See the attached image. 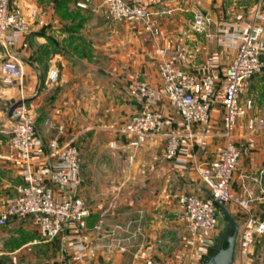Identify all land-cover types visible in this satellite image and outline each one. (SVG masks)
Segmentation results:
<instances>
[{
  "label": "crops",
  "instance_id": "0c3cea01",
  "mask_svg": "<svg viewBox=\"0 0 264 264\" xmlns=\"http://www.w3.org/2000/svg\"><path fill=\"white\" fill-rule=\"evenodd\" d=\"M103 1L11 0L12 9L29 21L31 33L18 38L15 59L0 48V213L18 196L28 172L48 165L47 143L63 128L62 141H74L81 150L77 194L90 216L85 230L71 224L51 242L41 239L31 220H12L0 228V264H144L146 259L203 264L208 246L214 245L216 237H207L187 246L178 213L181 196L208 198L197 168L213 162L224 146L220 102L210 125L195 130V148L185 140L172 161L164 158V135L125 152L117 131L139 111L137 85L162 88L158 68L164 57L185 72L210 69L222 81L237 53L233 40L248 30L257 9L264 19V0H144L156 36L140 24L110 22ZM198 14L211 20L212 40L193 33ZM10 58L23 72L17 88L5 84L1 74ZM53 72L58 74L55 83L50 81ZM247 97L254 110L235 131L243 155L232 193L248 196L264 220V78L251 81ZM19 102H26L40 130L29 165L9 155L2 134L12 123L10 109ZM156 109L167 122L165 133L182 128L165 99ZM251 118L263 121L253 132L248 130ZM56 192L58 199L64 197ZM101 219L103 229L97 232Z\"/></svg>",
  "mask_w": 264,
  "mask_h": 264
},
{
  "label": "built area",
  "instance_id": "2783aa9c",
  "mask_svg": "<svg viewBox=\"0 0 264 264\" xmlns=\"http://www.w3.org/2000/svg\"><path fill=\"white\" fill-rule=\"evenodd\" d=\"M143 1L104 0L103 5L111 22L141 24L147 33L156 36L158 31L152 30L151 26L153 14ZM80 7L85 8L83 5ZM211 27V20L201 14L196 15L191 24L194 34L205 36L208 40H212ZM30 33L31 26L23 13L12 9L11 0H0V48L15 59L13 51L18 38ZM233 41L237 44V53L225 70L222 81L211 73L201 76L186 73L164 57L159 65L162 88L157 90L146 84L137 86L139 111L118 129L117 134L125 143V152L140 148L150 137L164 135V158L172 161L181 152L185 140L190 142L192 149L195 148L198 136L195 130L210 125L212 111L220 102L224 146L213 162L201 164L197 168L202 187L210 198L181 196L178 218L185 224L186 245L195 247L198 240L211 239L218 231L221 217L218 203L243 210L246 221L240 228L235 264H247L256 240L264 236V221L251 211L250 200H240L232 193V184L243 155V150L236 142L235 131L239 122L248 118L254 110L253 101L247 97L251 81L256 77L264 78V19L258 9L248 30ZM11 58L1 67L3 82L7 85L23 78L17 60ZM57 79L58 74L53 72L50 81L55 83ZM161 99H165L174 110L181 121V129L165 133L167 122L156 109ZM11 120L12 125L2 133L7 137L9 155L29 165L39 145L40 130L35 117L28 105L22 104L14 111ZM262 124L263 121L251 118L248 120V130L256 131ZM63 134L64 129L60 128L58 136L47 143L48 165L36 172H28L27 182L19 189L18 196L6 204L5 210L0 213V228L9 227L12 220H31L45 242L61 237L71 224L86 229L90 212L86 202L77 194L81 150L74 141L64 143L61 139ZM200 137L206 138V135ZM199 151L205 152V146H201ZM133 160V155H130L129 162ZM57 189L63 193L62 199L57 198ZM103 223V219L99 220L94 230L102 231ZM144 264L166 263L146 259Z\"/></svg>",
  "mask_w": 264,
  "mask_h": 264
},
{
  "label": "water",
  "instance_id": "95a60500",
  "mask_svg": "<svg viewBox=\"0 0 264 264\" xmlns=\"http://www.w3.org/2000/svg\"><path fill=\"white\" fill-rule=\"evenodd\" d=\"M25 103L26 102H19L14 104L10 109L9 117L12 118L14 111ZM218 207L228 225L225 231L219 236V240L222 243L221 246L215 249L214 255L209 256L203 264H235L240 228L224 205L218 203Z\"/></svg>",
  "mask_w": 264,
  "mask_h": 264
},
{
  "label": "rangeland",
  "instance_id": "374dc122",
  "mask_svg": "<svg viewBox=\"0 0 264 264\" xmlns=\"http://www.w3.org/2000/svg\"><path fill=\"white\" fill-rule=\"evenodd\" d=\"M86 6H88L86 4ZM194 20V19H193ZM111 22V21H110ZM114 23V22H112ZM122 24V23H121ZM141 25V24H140ZM31 26V25H30ZM144 27V26H143ZM146 30V28H145ZM6 52V51H5ZM7 54V53H6ZM159 69V68H158ZM185 72V71H184ZM197 72V71H196ZM199 73H195L193 72V74H197L199 76L201 75H204V74H213V72H211L210 69H207V68H203L201 70L198 71ZM186 73H190L192 74L191 72H186ZM19 80H16V81H13L12 83L9 84L10 87H18L19 85ZM144 84V83H143ZM141 85V84H140ZM147 85V84H146ZM19 86H22L21 84ZM138 86V85H137ZM137 89V88H136ZM127 123V122H126ZM12 125V123H11ZM119 136V135H118ZM9 153V152H8ZM238 197V196H237ZM240 200H243V201H251V199L247 196V197H238ZM229 209V212L234 216V217H237L240 221V225H241V228L243 226V224L245 223L246 221V214L244 213L243 210H237V209H232L231 207L227 206ZM252 209V207H251ZM253 212V214L256 216V214L254 213L253 209L251 210ZM257 217V216H256ZM242 219H244V222L243 224L241 223L242 222ZM260 219V218H259ZM264 221V220H263ZM220 224H219V229L218 231L214 234V237L216 236L217 237V234L220 233V235L224 232L225 228L227 227V221L225 220V218L221 215V219L219 220ZM240 225H239V228H240ZM213 237V239H214ZM219 239H215L214 241V244L215 242L216 243H219L218 242ZM214 246V245H213ZM1 254V253H0ZM208 254H206L205 256H207ZM2 256V255H1ZM205 256L202 258V262L205 261ZM160 261V260H158ZM247 264H264V236L258 238L256 240V243L251 251V254L248 256V260H247Z\"/></svg>",
  "mask_w": 264,
  "mask_h": 264
},
{
  "label": "trees",
  "instance_id": "16d2710c",
  "mask_svg": "<svg viewBox=\"0 0 264 264\" xmlns=\"http://www.w3.org/2000/svg\"><path fill=\"white\" fill-rule=\"evenodd\" d=\"M208 198H210V196L208 195ZM226 207V209L228 210L229 208L227 207V206H225ZM219 208V207H218ZM220 210V209H219ZM229 211V210H228ZM223 216V214L221 213V211H220V216ZM232 215V214H231ZM233 216V215H232ZM224 217V216H223ZM233 218L235 219V221L237 222V224H238V222H239V219L237 218V217H234L233 216ZM220 219H221V217H220ZM226 220V219H225ZM216 239H219V237H216ZM218 242L219 243H216L215 242V244H214V246H212V247H210L209 249H208V252H207V256H205V261H206V259L209 257V256H212V255H214V253H215V249H217V248H219L220 246H221V241L220 240H218ZM204 261V262H205ZM203 262V263H204Z\"/></svg>",
  "mask_w": 264,
  "mask_h": 264
}]
</instances>
